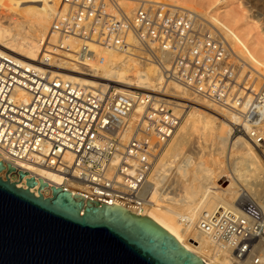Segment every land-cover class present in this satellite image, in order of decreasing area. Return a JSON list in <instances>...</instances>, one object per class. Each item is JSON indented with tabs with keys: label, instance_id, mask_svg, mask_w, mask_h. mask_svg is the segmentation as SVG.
Listing matches in <instances>:
<instances>
[{
	"label": "built area",
	"instance_id": "built-area-1",
	"mask_svg": "<svg viewBox=\"0 0 264 264\" xmlns=\"http://www.w3.org/2000/svg\"><path fill=\"white\" fill-rule=\"evenodd\" d=\"M119 4L61 0L51 31L161 68L168 56V79L223 110L238 111L252 96L243 119L255 128L264 124V81L258 92L250 83L236 88L238 56L219 36L200 31L193 14L153 2L129 14ZM21 89L30 99L20 96ZM180 124L169 105L152 96L103 93L58 77L50 80L0 55L3 179L8 164L36 161L62 176L63 189L82 187L88 200L144 216L149 207L145 185ZM263 141L259 136L257 142ZM199 225L213 254H228L235 264H264L261 208L205 213Z\"/></svg>",
	"mask_w": 264,
	"mask_h": 264
},
{
	"label": "bare ground",
	"instance_id": "bare-ground-1",
	"mask_svg": "<svg viewBox=\"0 0 264 264\" xmlns=\"http://www.w3.org/2000/svg\"><path fill=\"white\" fill-rule=\"evenodd\" d=\"M123 1L128 4L119 5L130 14L135 10L133 3L147 0ZM166 1L175 9L193 14L197 22L208 19L212 27L216 31H222L233 44L234 53L242 57L243 63L264 78V47L253 41L251 33L244 28L246 25L241 22L236 12L216 6L211 10L215 15H205L202 8L209 4V0ZM57 2L58 0H0V55L47 79L58 77L89 90L107 93L114 89L118 94H145L160 103L168 105L174 103L182 109L188 106L182 100H193L188 97L190 96L188 90L167 79L165 72L169 69L168 65L163 69L157 67L139 69L137 67L139 63L119 55L113 49L93 42L82 44L75 37L60 38L52 31L48 33ZM16 12L18 15H15ZM27 18L31 21L28 30L25 31L23 26L27 23ZM202 25L201 22L198 25L200 31L203 29ZM49 43H60L61 48L67 47L68 51H74L76 55L66 53L54 56L51 51L49 52V47H45ZM80 51L82 52L79 53ZM167 57H164L165 60ZM254 82L255 79L251 83L252 91L258 92V83ZM20 96L30 99V94L25 89L20 90ZM252 100V96L248 97L238 111L223 110L201 98L194 101L195 112L220 122L219 127H222L223 132L218 137L227 146L229 161L233 159V152H237L236 159L246 166L248 174H240L236 166L229 173H222L218 181L227 178L225 182L229 184L219 190L213 180L212 171L204 163L197 164L196 172L192 175L189 159L185 158L178 165H174L177 156H171L173 160H170L165 154L159 158L160 161L157 162L145 185L143 196L149 207L144 216L161 226L205 264H235L228 254L217 255L210 252L211 243L199 225L205 213L213 215L222 209L232 212L246 209V205L239 204L242 196L264 212L263 190L260 188L262 187L260 182L264 179V165L251 144V142L255 144L259 136L264 138V124L255 128V125L243 119V115L250 110ZM137 109L141 112L139 107ZM174 112H177L176 108ZM235 127L242 129L240 133L242 136L235 135ZM171 148L174 149V146ZM13 166L17 171L22 170L30 174L19 183V187L26 188V179L31 177L36 178L38 185L39 179L44 180L50 188L61 187L64 183L60 174L42 163L17 161ZM173 168L177 170L174 175L170 173L173 172ZM10 178L12 181L15 180ZM50 188L43 191L45 197ZM69 190L83 196L82 187L78 189L72 187ZM34 192L37 194V189H34Z\"/></svg>",
	"mask_w": 264,
	"mask_h": 264
},
{
	"label": "water",
	"instance_id": "water-1",
	"mask_svg": "<svg viewBox=\"0 0 264 264\" xmlns=\"http://www.w3.org/2000/svg\"><path fill=\"white\" fill-rule=\"evenodd\" d=\"M26 175L0 176V264H205L147 216Z\"/></svg>",
	"mask_w": 264,
	"mask_h": 264
},
{
	"label": "rangeland",
	"instance_id": "rangeland-1",
	"mask_svg": "<svg viewBox=\"0 0 264 264\" xmlns=\"http://www.w3.org/2000/svg\"><path fill=\"white\" fill-rule=\"evenodd\" d=\"M200 1V0H197ZM61 0H58L57 6L55 8V13L59 9ZM118 2L122 5H127V2H124L123 0H118ZM150 2L153 3H161L165 5L168 8H171L173 11H179L180 13L184 12L182 9H175L171 7L169 2L166 0H147L145 2H135L132 6L136 10L138 7H140L142 4H149ZM221 6L225 8L228 11L236 12L238 17L240 18L241 22L246 25V28L253 37V41L255 43L260 44V46L264 47V0H226L224 2L220 0H209V4H207L205 7L202 8V11L206 15H215V12H211V10L216 7ZM14 15V14H13ZM15 15H18L16 12ZM14 15V16H15ZM13 16V17H14ZM16 17V16H15ZM54 17V16H53ZM53 17L51 19V23L49 26L48 33L51 31V25L53 21ZM22 20V19H19ZM27 23L24 24L23 28L25 31L29 28V19L27 18ZM207 20V21H206ZM206 20H200V22L203 24L201 27L202 30L207 33H211L214 35L219 36L222 40H224L227 45L234 51L233 44L226 38L225 34L222 31H216L214 27H212V24L208 19ZM200 22H197V27ZM242 30V29H239ZM60 38H66L59 34H57ZM83 44V43H82ZM45 47H49V52L51 51V54L54 56H61L68 54H73L74 51H68V48H61L60 43L54 44L49 43L46 44ZM57 50V51H56ZM236 50V49H235ZM80 51L79 53H81ZM235 52V51H234ZM78 53V54H79ZM119 55H122L124 57H127L125 54H122L120 52H117ZM239 62H241L238 75L236 78V81L238 80L239 83L236 84V88H242L243 86L251 84L252 81L255 79L256 82L254 84L258 83V88H261L264 78L261 76H258V73H255L252 71L245 63H243V59L241 56H239L237 53ZM264 57V55H263ZM128 59H132L135 62L139 63V69H150L151 67H157L161 68L153 63L149 62H143L140 59H134L127 57ZM165 66H169L171 63V58L168 57L166 60H164ZM163 69V68H162ZM242 74V77H240ZM166 75V74H165ZM168 79V78H167ZM169 81H173L171 79H168ZM253 86V84H252ZM94 90V89H92ZM113 94H116L117 92L114 91V89L111 90ZM189 92V91H188ZM190 93V92H189ZM191 101L182 100V102H185L188 106L185 108L177 107L176 104L171 103L172 105H169V109L174 112V109H177V112H175V115L181 118V124L175 133L172 140L168 143L165 150L162 153L163 157L165 154H167V159L173 160V158H170L171 156H177V161L174 163V165H178V163H181L183 159L187 158L191 162V168L190 172L191 174L196 172L197 164L200 162L204 163L206 167H208L212 171V177L215 181L217 187L219 190H221L222 187L227 186L229 183H226L225 181L228 180L225 178L223 181H218V177L226 172L229 173L233 168L236 166L237 171L242 174L246 175V166L243 165L236 157L238 156L237 152H233V159L229 161L228 158V151L227 146H225L218 135L223 132L222 127L220 126V122L218 120H212L208 118L207 116L200 114L199 112H195L194 107L196 104L194 103L195 100L198 98H195L191 93L190 96ZM202 101V100H200ZM217 107V106H216ZM136 117V116H135ZM135 120V118H134ZM242 133V129H238V127H235V135H240ZM253 144L255 153L257 154L258 158L261 160L262 164L264 165V141L262 143H255ZM171 146H174V149L171 148ZM161 159V158H160ZM158 161H160L158 159ZM235 161V162H234ZM177 170L173 168V172H170L171 174L175 173ZM174 175V174H173ZM173 175H171V180L173 178ZM193 175V174H192ZM191 175V176H192ZM254 179V177H252ZM14 181H17V177ZM262 187H260L263 190V196L262 201H264V179L260 182ZM243 192V190H242ZM46 197L51 196V192L47 191ZM240 205H246L247 208H253L256 207L254 205H251V203L245 198L241 197L239 200ZM258 207V206H257ZM260 208V207H259Z\"/></svg>",
	"mask_w": 264,
	"mask_h": 264
}]
</instances>
